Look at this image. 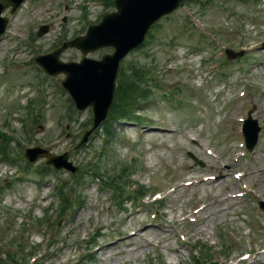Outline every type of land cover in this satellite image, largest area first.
<instances>
[{"label":"rangeland","instance_id":"rangeland-1","mask_svg":"<svg viewBox=\"0 0 264 264\" xmlns=\"http://www.w3.org/2000/svg\"><path fill=\"white\" fill-rule=\"evenodd\" d=\"M102 1L28 0L15 15L8 9L3 12L11 24L0 41V128L13 140L3 142L0 149L15 159L0 162V188L12 186L0 190V264H14V259L31 264V248L38 252L37 264H190L191 245L198 239L209 243L224 264H236L248 252L251 257L239 264H264V210L259 205L264 201V0H186L158 22L151 30V41L122 62L139 77L145 65L151 69L153 91L141 110L146 116H142L143 123L132 119L113 127L115 137L107 146L117 158L108 153L105 162L95 160L98 148L105 145L103 124L86 143L76 145L92 121L91 108L70 116L68 93L60 90L64 74L45 78L26 62L35 51L49 52L63 40L84 34L89 24L115 10L113 3ZM47 22L51 23L48 33L38 37L39 25ZM211 30L222 43L204 33ZM225 46L245 48L248 55L219 67L211 57ZM111 51L101 48L88 56L100 58ZM81 57L82 52L74 47L60 56L63 61ZM220 58L216 56L215 61ZM7 66L13 72L7 74ZM178 88L184 89L186 98L175 93ZM39 95L31 109L34 121L27 125L31 119L25 123L20 119L28 114L31 99ZM190 96L196 99L191 101ZM253 104L262 131L255 151L249 153L235 118L246 115ZM6 119L10 121L7 126ZM237 130L239 136L232 140ZM18 143L24 147L38 144L56 154L68 151V159L78 167L91 163L110 167L117 160L136 159L139 163L132 179L144 185L139 188L145 195L139 194L141 201L119 207L111 201L110 190L90 175L80 174L76 178L80 184L74 183L70 171L54 169L43 157L24 171L22 167L28 164ZM40 167L53 170L40 179ZM210 176L222 178L213 181ZM123 177L122 183L129 179ZM203 177L208 181L187 184ZM56 178L70 183L71 210L53 226L38 225L40 217L48 216L44 215L47 209L51 217L59 209ZM131 189L126 186L121 191L128 194ZM240 191L241 196L237 195ZM158 196L164 197L162 202H152ZM78 198L84 200L77 202ZM204 203L206 209L198 210ZM155 208L159 209L156 217ZM144 226L149 227L147 234ZM97 231L101 235L89 243ZM229 231L235 244L226 253L219 252L220 235L229 237ZM114 241L118 242L98 250L100 244ZM56 251L60 253L53 255Z\"/></svg>","mask_w":264,"mask_h":264},{"label":"water","instance_id":"water-1","mask_svg":"<svg viewBox=\"0 0 264 264\" xmlns=\"http://www.w3.org/2000/svg\"><path fill=\"white\" fill-rule=\"evenodd\" d=\"M0 12L9 4V0H1ZM20 2L21 0H17ZM182 0H115L118 11L103 17V20L91 26L85 37L70 42L83 49L86 53L99 47L112 45L115 47L113 54H106L101 60L83 57L80 63H63L59 60L62 48L54 53L37 57V61L50 74L64 71L67 76L62 81L64 87L72 94L77 107L84 109L92 105L94 108L95 128L108 114L113 101L116 86V76L121 58L134 46L139 44L145 37L150 26L161 16L173 11ZM6 19L0 17V34L3 32ZM47 27H43L40 34ZM229 52L233 58L241 53ZM54 65H57L54 67ZM260 127L256 120H249L245 134L249 145L253 146L257 140ZM88 132L85 134L87 135ZM46 155L48 162L56 167L67 166L75 170L70 163H66V156H54L47 150L29 148L25 157L30 161L39 155Z\"/></svg>","mask_w":264,"mask_h":264},{"label":"trees","instance_id":"trees-1","mask_svg":"<svg viewBox=\"0 0 264 264\" xmlns=\"http://www.w3.org/2000/svg\"><path fill=\"white\" fill-rule=\"evenodd\" d=\"M128 90H129V87H128V84L126 83L123 91H128ZM139 97L140 95H138L137 92L135 94L134 92L126 93L120 97H118L117 95L115 99L114 107L111 112V116L113 118H116V117L126 115L127 113H129L130 105L132 103L134 104L137 101H139Z\"/></svg>","mask_w":264,"mask_h":264},{"label":"bare ground","instance_id":"bare-ground-1","mask_svg":"<svg viewBox=\"0 0 264 264\" xmlns=\"http://www.w3.org/2000/svg\"><path fill=\"white\" fill-rule=\"evenodd\" d=\"M56 143H58V141L56 142ZM206 180H203V182H205ZM206 207H207V204L205 203L203 206H202V208H201V210L202 211H204L205 209H206ZM145 223V222H144ZM146 225V224H145ZM149 227L148 226H144V228L143 229H145V234H147L148 232H149V229H148ZM134 233V236H136V235H138V233H136V232H133ZM140 233H142V231L140 230L139 231V234ZM115 242H118V241H114V242H105L104 244H103V246L100 244V246L98 247V250H102V249H106L105 247H107V246H109V245H112V244H114ZM130 242H128L127 243V245L129 244ZM69 243H67L66 244V247H69ZM107 248H109V247H107ZM61 251H62V249H61ZM56 253H60V251H56L53 255H55Z\"/></svg>","mask_w":264,"mask_h":264}]
</instances>
